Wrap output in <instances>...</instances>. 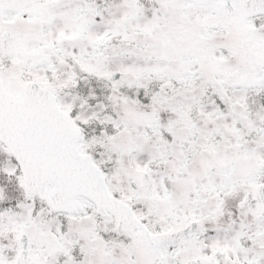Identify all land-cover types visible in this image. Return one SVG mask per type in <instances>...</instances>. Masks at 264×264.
<instances>
[{"label":"snow or ice","instance_id":"1","mask_svg":"<svg viewBox=\"0 0 264 264\" xmlns=\"http://www.w3.org/2000/svg\"><path fill=\"white\" fill-rule=\"evenodd\" d=\"M0 264H264V0H0Z\"/></svg>","mask_w":264,"mask_h":264}]
</instances>
